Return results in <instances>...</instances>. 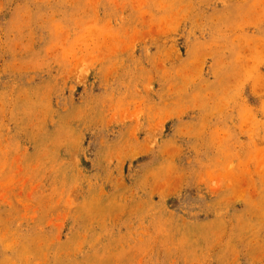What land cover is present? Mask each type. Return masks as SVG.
<instances>
[{"label": "rangeland", "instance_id": "rangeland-1", "mask_svg": "<svg viewBox=\"0 0 264 264\" xmlns=\"http://www.w3.org/2000/svg\"><path fill=\"white\" fill-rule=\"evenodd\" d=\"M0 264H264V0H0Z\"/></svg>", "mask_w": 264, "mask_h": 264}]
</instances>
